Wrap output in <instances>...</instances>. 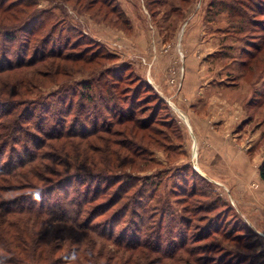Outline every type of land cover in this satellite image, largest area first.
I'll list each match as a JSON object with an SVG mask.
<instances>
[{
  "label": "rangeland",
  "instance_id": "obj_1",
  "mask_svg": "<svg viewBox=\"0 0 264 264\" xmlns=\"http://www.w3.org/2000/svg\"><path fill=\"white\" fill-rule=\"evenodd\" d=\"M163 1V4H152L150 8L147 6L148 0L5 2L7 5L13 2L14 6L4 13L0 11V141L5 140L11 131L16 115L25 116L30 112L36 116H23L22 123L18 122L19 125L13 129L14 134L17 130L19 135L17 142H9L11 147L5 149L6 152L0 151V166L9 159L15 163L18 158L26 159L31 154L45 157L18 168L19 171L17 169L11 173L14 175L12 177L0 176V186L11 188L5 194V190L0 187V195L9 199L18 192H30L32 189L22 187L28 183L34 185L33 190L40 191L47 190V182L51 180L50 188L59 185L61 178L56 177L54 170L57 174L69 171L74 176L78 173H95L78 172L81 170L78 168L114 171L118 174L126 171L125 175L139 180L160 182L155 191H150L151 185L148 186L146 195L140 194L136 206H150L153 222H157V209L161 207L173 214L171 223H160L162 250L167 251L169 245L179 242L178 237L170 240L173 234L169 236L167 232L173 229L174 234H179L178 220L185 212L193 219L189 229L187 226L181 229L188 234V239L202 234L196 237L197 240L211 230L207 241H196L200 242L196 244L217 245L210 255H205L208 258L203 264H264V200L260 202V208H255L252 216L240 201V176L245 173L249 178L255 177L253 171L256 172L264 160V13L258 14L256 0ZM244 14L248 19H244ZM33 16L38 22L41 16L44 23L29 40V57L32 58L34 54L39 56L32 48L36 42L45 44L47 50L55 53L29 64L23 62L21 51L26 47L21 38L28 29H32L28 28V24L33 21ZM121 21H126V25H122ZM7 33L15 35L16 39L12 41L3 36ZM15 50L19 53H15ZM3 52L9 55L4 57ZM157 57L162 62L155 65ZM186 59L190 60L189 65L192 62L197 67L190 76V79L194 78L195 85L197 82L200 84L196 87V95L207 99L199 112L191 111L203 116L200 118L203 119L202 125H206L204 128L195 126L188 119L190 111L187 101L179 100L181 89L186 88ZM119 66H127L131 72L130 75L127 70L123 72L125 80L119 82L118 94H123L121 89L125 86H131L127 90L134 89L138 84L135 78L165 81L167 86L161 89L164 90L162 99L167 108L159 112L160 115L154 121L156 124L149 128L162 129L160 133H164L167 138H161V134L159 143L154 144L149 138L150 129L140 130L137 122L123 125L115 123L113 129L118 132H99L87 137L54 138L45 134L53 126L57 128L59 122L54 120L49 125L52 109L44 115V110L53 98L68 101L72 97V88L88 82L92 88L91 97L100 104V98L109 97L111 93L108 92L114 93L110 85L117 78L108 74L112 68ZM146 94L142 89L136 95V113L132 114H135V120L145 118V109L149 108V103L145 101ZM76 95L77 92L74 99ZM88 106L93 107L91 103ZM60 108L64 109V106ZM6 109L10 112H5ZM76 110L74 107L71 116L67 117L66 125L70 124L72 128L74 121L71 118ZM164 112L167 114L163 115ZM56 114L58 117L59 112ZM166 117L169 127L163 126L160 121ZM109 120L110 116L106 117L105 121ZM142 121L148 122L146 119ZM129 127L134 129L133 144L146 146L147 158H152V162L147 161L141 166V162L134 158L131 164V156L126 159V150L116 145V139L122 137L117 142L121 143L127 138ZM38 129L44 134L37 132ZM76 130L81 129L76 127ZM203 130L222 134L223 143L216 142L218 140L211 138L208 132L203 135ZM152 142L153 145L150 144ZM47 153L50 156L46 157ZM136 165L143 170H138ZM185 165H190L194 175L200 176L194 179L195 183L190 171L185 172L186 181L185 175L181 177L177 173L174 176ZM226 167L231 170L224 171ZM128 170L132 173L128 174ZM32 174L36 180L29 179ZM69 176L74 195V190L82 186L77 184L72 175ZM91 178L95 181L100 177L95 175ZM257 182H251L250 188H256ZM261 184L264 185L262 181ZM103 186L99 191L106 189ZM97 188L91 186V192L94 193ZM62 193V189L54 187L51 193L53 200L63 199ZM114 195L116 192L112 189L105 190L100 198L88 204L89 208L83 213L82 220L85 215L87 217L78 227L57 222L48 225L46 221L33 226V218L20 215L27 222L24 229L30 230L32 234L36 230L35 236L41 235L45 240L42 243L44 258L36 264H197L190 261L192 257L187 260L186 252H180L173 258H163L145 246L122 248L113 240L98 236L96 231L83 230L85 222L92 220L88 224H92L91 227L98 232L106 234L114 229L113 236L120 234L121 240L128 241L129 232L138 220L133 215L122 217L119 213L124 201L109 206L104 215L97 214L103 204L113 203L109 198ZM201 205L212 210L199 215L192 212ZM94 211L95 215L92 214ZM210 222L212 229L204 228ZM143 224L149 227L148 221L145 220ZM226 233L229 237H225ZM240 233L244 235L240 236ZM32 234L27 232L21 238L31 243ZM235 254H243V257L237 258Z\"/></svg>",
  "mask_w": 264,
  "mask_h": 264
},
{
  "label": "trees",
  "instance_id": "obj_2",
  "mask_svg": "<svg viewBox=\"0 0 264 264\" xmlns=\"http://www.w3.org/2000/svg\"><path fill=\"white\" fill-rule=\"evenodd\" d=\"M7 0H0V11L3 13L6 11L11 10L13 8L14 4L11 2L10 4H5ZM255 5L257 6L258 14L259 13H264V0H256L254 1ZM163 0H148L147 6H150L152 4H163ZM31 4V3H30ZM27 5L28 1H27ZM113 9L116 11V6L113 5ZM250 9H253L251 7ZM33 21H30L28 24V28L32 27V29H28V32L26 33L25 36H23V40L25 42V49L24 51H21V54L24 56L23 62L33 64L36 63L37 61L43 59L44 57L48 55H52L55 52L47 50V46L45 44L43 45L40 42H36V46L32 47L36 53V55L39 56H34L32 58L29 57L28 54V49L27 46H29V40H31V37L36 34V32L39 31L40 27L44 23V20H41V16L38 17L40 21L36 19V16L31 17ZM43 19V16H42ZM244 19H248L246 14H244ZM128 21V20H127ZM122 25H126V21H121ZM264 25V24H263ZM263 30H264V26ZM26 27V26H25ZM6 33V32H4ZM10 35V36H8ZM11 38L10 40H15L16 36L7 33V35H3ZM49 42V41H48ZM40 48V49H39ZM18 50H15V53H17ZM41 52V53H40ZM19 53V52H18ZM4 57H7L9 55L8 52L4 53ZM21 55V56H22ZM30 58L31 60H29ZM28 59V60H27ZM126 65V64H124ZM11 66V65H10ZM7 66V67H10ZM127 66H119L112 68L110 70L109 74L112 76L115 80V82H111V87L110 90H114L113 92H108L111 93L110 96H105L102 98H98L100 100V104L98 101H96L93 97H91V84L88 82H85L75 88H72L70 91L72 97L68 101L61 100V98H53L51 104L47 107V109L44 110V115L49 113V110H53L51 112V119H48L49 125H51L50 122H53L54 120H58L57 128L53 126L51 130L45 131L46 135L48 137H58V138H68V137H87L91 136L92 134L103 132V133H111L112 130H114V124H119L123 125L127 122H134V123H139V128L140 130H147L149 126L155 125L156 123L154 122L156 120V117L159 114L160 111H165L167 108L166 102L160 97L157 92L152 88V86L145 80L140 79V78H135L134 81H136L137 86L134 87L132 90H127L126 88H130L131 86H125L121 90H123V94H121L119 91V94L117 93V88L118 85L120 84L119 82L122 80H125L123 78V72H126ZM129 71V75L131 70ZM121 73V74H120ZM128 73V72H127ZM117 74V76H116ZM115 75V76H114ZM113 85V86H112ZM146 91L145 95V101L146 103H149V108L145 109L146 114L143 116L145 118L139 120H135V118L132 116L133 113H136L134 110V105L137 99V93H139L141 90ZM137 90V92H136ZM77 92L76 99H74V95ZM107 93V92H106ZM93 96V95H92ZM100 96V95H99ZM98 96V97H99ZM93 98V99H92ZM136 98V99H135ZM140 99V98H139ZM144 100V99H143ZM122 101H125L126 104H123ZM91 103L93 105L92 108L88 106V104ZM64 106V109H61L60 107ZM102 106V107H100ZM76 108V114L71 118L73 120V128L72 126L66 125L67 123V117L71 116V111L73 108ZM98 107H100V110L98 111ZM91 110V111H90ZM9 111V109H6L5 112ZM21 111V110H20ZM90 111V112H89ZM10 112V111H9ZM59 112V116L56 117V113ZM23 113V112H22ZM89 113V114H88ZM167 114V112H164L163 115ZM30 114L31 117L35 115V113H30L28 112L25 116L24 115H16L13 118V125L11 127V123H9V128L11 127V131L8 132L7 137L5 140L0 141V151L6 152L8 148L11 147V143L9 142H17L16 139H18V132L15 130V134L13 129L19 125V123H22L21 119L22 117H28ZM127 114V115H126ZM36 116V115H35ZM110 116V125L109 122H106L105 119L106 117ZM48 117V116H46ZM91 117V118H90ZM134 118V120H133ZM148 118V119H147ZM46 119V118H45ZM148 120L147 121H142V120ZM70 120V121H71ZM102 120V122H101ZM101 122V124L99 123ZM162 121V125L165 127H169L167 122H168V117L160 120ZM19 122V123H18ZM105 122V124H104ZM112 122V123H111ZM147 122V123H145ZM173 124L172 122H169ZM170 124V126H171ZM104 125V126H103ZM106 125V126H105ZM70 126V127H69ZM135 126V125H134ZM76 127H80L81 130H76ZM136 128V126H135ZM43 129V128H42ZM149 138L151 141H154V144H158L160 141V135L162 134V137L167 138L168 136L164 135L162 132V129H156V128H149ZM45 130V129H44ZM115 132H118L117 130H114ZM37 132L42 133L38 129ZM128 135L127 138L123 139L122 142L117 143L119 139H116L115 143L116 145L118 144L120 148H123L126 150L127 154L125 158L127 159L128 156H131V160L129 163L132 164V159L136 158L138 161L141 162V166L145 165L146 162H152V158H147L148 155V150L146 146L143 144L139 145H134L133 144V137L132 133L134 134V129L132 130L131 127L127 129ZM176 138V136H175ZM124 141V142H123ZM153 145V142L150 143ZM123 145V146H122ZM6 149V150H5ZM50 156L48 153L46 154V157ZM146 156V158H145ZM42 157H45L42 155ZM41 154H31L29 155L26 159L25 158H18V160L13 163L12 159L8 160L6 163L3 162V165L0 166V176H14L11 173H14L18 168L20 169L21 167L28 165L29 163L35 161H41L42 159ZM57 159L55 158V161ZM36 162V163H37ZM37 165V164H36ZM7 167V168H4ZM138 170H143L139 165H136ZM19 169L17 171H19ZM29 171H31V167L28 168ZM81 169L78 172H95V173H78L76 176L74 174H70L68 171H63L59 174L56 172V177L61 178L59 181V185L55 184L54 186L52 185L51 188L49 187L53 180L48 181L47 185L48 188L47 190H33L35 187L31 186L30 183L22 185L25 189L30 190V192L23 193L18 192L16 195L10 196L9 199H5L3 195H0V264H36V262H40L43 260V246L42 243L45 241L41 235L35 236L34 231L33 234L30 230H25L24 226L26 227L27 222H25L24 219L20 217V215H28L29 217L33 218V226L39 225V223H43L44 221L48 222V225L54 224L55 222L57 223H68L72 225H82L84 223V219L86 217L84 216L82 220V215L83 213H86V210L89 208L87 207L88 204H92L93 201L105 190L112 189L113 191L116 192V195H114L112 198H109V200H113V203L110 205L103 204L102 208H100L97 212V214L102 213L101 215L106 214L105 211H107V208L109 206L113 207L120 202L124 201L121 203V206L119 207V213L122 215V217H125L127 215H133L132 217H135L138 222H135V226L133 229L130 230L129 235L130 238L127 240H121L120 239V234L117 236H113L114 229H110L109 233L104 234L102 231L98 232L97 229H93L91 227L92 224H88V222H93L92 220H88L85 222V228L83 230L89 231L93 230L96 231L98 236L107 239V240H113L114 243L119 246V247H131V246H145L148 250H153L156 252L160 257L163 258H173L176 255H178L180 252H186L187 254V260L192 261L193 263L197 264H203L204 261H206V258H208L205 255H210L212 249L214 248V244H205V245H198L196 243H200L202 241H207V237L209 238L210 236V231H206V236H202L196 240L197 236H201L202 234H199L197 236H192V238L188 239L187 233H185V230H181L185 228L184 226H187L188 229L193 221L191 216H187L185 212L181 214L178 220V231L179 234H174L173 229H169L167 234L172 237L170 240H174L175 237H178L179 242L177 244H172L168 246V250H162V228H161V222H164V225L166 223H171L172 219L174 218L170 212H168V209H165L163 207L157 209L158 213V219L157 222H153V217L150 216L151 210H149V207H145L142 205H139L138 207L136 204L139 202L138 198L141 195H146L145 191L148 190V186L151 185V190L150 191H155L159 188L160 182H154V181H148L147 179L144 180H139L135 178L134 176L131 175H125L124 173L126 171H120L121 173L118 174V172L114 171H106V170H89L85 168H78ZM132 170V169H131ZM131 170H128V174L132 173ZM185 170V171H184ZM191 172V179L194 181L196 177H199L198 174L194 175V172L192 171V168L190 165H185L183 168H181L179 171H176L175 175L177 173L180 174L182 177L185 175V181H186V174L185 172ZM73 172V171H72ZM140 172V171H138ZM69 175H72V178H75L77 181V184H80V187L74 190V195L72 194L71 191V177ZM100 177L98 180L94 181V176ZM120 175H122V178H120ZM124 175V176H123ZM258 175L260 180L264 183V160L261 162V164L258 167ZM30 176V175H29ZM30 177L29 179H35ZM22 179V178H21ZM36 180V179H35ZM39 181V180H37ZM27 183V182H26ZM195 183V181H194ZM101 185H104L103 187L106 188L103 191H99ZM91 186H97V190L92 193L91 192ZM1 190H5V194L8 193V190H11L7 185H2L0 186ZM11 187V186H10ZM15 187V186H14ZM31 187V188H30ZM54 187H57L58 189H62L64 193H62V198L63 199H58V201L53 200L51 193L54 192ZM18 189V188H14ZM22 189V188H20ZM45 193V194H44ZM4 194V195H5ZM46 194L49 196L46 197ZM110 193H107V195ZM106 198V197H104ZM107 206V207H105ZM68 207V208H65ZM132 207L130 210L129 208ZM208 207H204L201 205V207L197 210H193L192 212L199 213L205 212V214H208L210 210ZM155 211V210H153ZM152 211V212H153ZM207 211V212H206ZM138 212V214H136ZM95 215V211L92 213ZM92 217V216H91ZM148 221V225H144V221ZM206 221V219H204ZM213 222V221H212ZM208 224L207 229H212L211 228V223ZM79 223V224H77ZM153 223V224H152ZM88 224V225H87ZM151 224L153 226H151ZM156 225V226H155ZM183 231V232H182ZM218 231V230H216ZM220 231V230H219ZM31 233L32 240L31 243L26 242L22 236L26 235V233ZM203 233V232H202ZM225 237H229L228 233H226ZM47 235V234H46ZM175 235V236H174ZM244 235L243 233H240V236ZM146 237V238H141V237ZM148 236L151 238L150 241H148ZM224 236V235H223ZM20 237V240L19 238ZM235 239H238V237H235ZM145 239V240H144ZM194 239V240H193ZM227 239V238H226ZM192 241V242H191ZM200 241V242H196ZM167 243V242H166ZM38 252V253H37ZM239 255V256H238ZM243 254H235L237 258H241ZM204 256V257H202ZM219 264H225V262H219Z\"/></svg>",
  "mask_w": 264,
  "mask_h": 264
},
{
  "label": "crops",
  "instance_id": "obj_3",
  "mask_svg": "<svg viewBox=\"0 0 264 264\" xmlns=\"http://www.w3.org/2000/svg\"><path fill=\"white\" fill-rule=\"evenodd\" d=\"M145 50V49H144ZM162 61L160 60L159 57H157V59L155 60V65H158L159 63H161ZM186 63V71L184 74V79H186L185 83H186V88H182L180 91V95H179V100L184 99L185 101H187V105H188V109L190 111V114L188 119L195 124V126L197 125L198 127H202L204 128L206 125H202L203 124V119H201L200 117L203 118L202 115H195L193 112L191 113V111H195L199 112L204 106L203 104L205 102H207L206 98H202L201 96H197L196 95V87L200 86V84H198L199 82H197V84L195 85V80L194 78L190 79L191 74L196 70V66H194L190 60L186 59L185 61ZM195 67V68H194ZM195 77V75H194ZM196 78V77H195ZM152 80H146L151 86L152 88L157 92V94L159 96H161L163 98V92L164 90L161 89V87L163 86H167L165 84V81H159V79H153ZM193 80V82L191 81ZM192 84H191V82ZM184 83V84H185ZM164 88V87H163ZM195 92V94H194ZM164 99V98H163ZM198 104V105H197ZM197 105V106H195ZM205 124V123H204ZM198 131V129H197ZM204 131V130H203ZM201 132V131H199ZM208 132V134L210 135V137L214 138V140H218L216 142L218 143H223V136L222 134H216L215 132H211V131H204L201 132L203 133V135H205V133ZM231 168H224V171H230ZM243 173V172H242ZM255 173V177L254 175L252 176V173L250 171V177L252 176V178H249L248 176L245 175V173L242 174V176H240V201H242L243 205H244V209L249 213V215H253V213L255 212V208H260L261 206V201L264 200V185L261 184L260 178L258 176V170L256 169V172L253 171V174ZM253 181H258V186L256 188H250V183ZM242 199V200H241Z\"/></svg>",
  "mask_w": 264,
  "mask_h": 264
}]
</instances>
